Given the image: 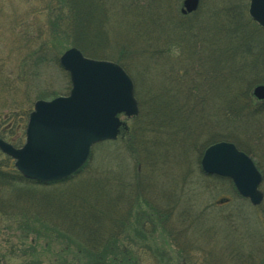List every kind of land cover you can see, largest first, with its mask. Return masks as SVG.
I'll list each match as a JSON object with an SVG mask.
<instances>
[{"label": "rangeland", "instance_id": "374dc122", "mask_svg": "<svg viewBox=\"0 0 264 264\" xmlns=\"http://www.w3.org/2000/svg\"><path fill=\"white\" fill-rule=\"evenodd\" d=\"M158 1L152 3L158 6ZM181 1L163 0L162 9L155 7L162 17L158 24L176 21ZM93 2L77 0L75 6L79 4L80 13L84 15L92 9ZM111 2L107 6L108 17L103 20L101 15L100 24L98 20L91 23L87 34L92 36L98 27L107 33L108 39L119 38L127 43L131 40L135 44L129 50L133 54L131 58L123 56L118 62L106 60L124 66L132 78L139 113L133 117L119 114L125 123L119 138L96 146L98 149L94 147L92 162L101 173L112 170L116 180L110 186L112 195L107 203L113 210L109 208V212L117 211L129 194L133 197V207L149 214V220L142 227H137V234L129 230L126 236L121 237V243L128 244L127 238L130 241L134 264H185L180 256L181 246L191 251L189 255L198 264H258L262 258L257 256L264 252V99L253 96L252 88L264 84V29L249 16V0H199L195 15L181 14V20H190V26H193L194 34L189 37L193 44L187 40L188 35L183 42L180 41L181 36H176L172 41L176 44H166L167 40L162 39L148 49V58L156 62L154 64L146 59L147 56L138 58L139 54H134L135 48L146 47L142 41L144 35L151 42L155 31L148 27L152 31L146 32V25L130 21L133 13L129 8L144 6L146 0ZM41 6L40 0H0L5 19L1 22L6 23V18L14 15L30 17L32 11L40 10ZM89 12L94 15L93 10ZM36 16L38 23L44 21L41 12ZM135 18L142 21L138 16ZM234 32L239 33L238 38L233 36ZM11 41L3 37V42H0V127L7 128L3 139L14 141L17 147L24 140V114L32 108V95H36L42 86L49 92L64 94L70 83L68 73L61 66L54 65L44 70L39 86L34 85V79H29L27 91L25 83L14 85L19 69L17 60H12L7 51ZM70 46L75 45L66 48ZM190 49L195 53L191 54ZM172 66L177 70L171 71ZM175 78L178 83H175ZM181 81L188 89L192 88L190 81H193L196 86L202 85L201 90H204L203 104L197 107L200 109L198 112L192 114H201V131L196 133L191 128L196 138L195 141L191 139V145L195 142L196 147L202 148L216 137L214 142L229 141L238 149L248 151L244 152L262 175L258 188L263 199L259 205L251 204L232 191L228 178L217 180L212 178L216 174L201 170L200 159L197 163L194 154H184L189 140L183 139V129L180 138H169L174 131L167 124L173 125L181 118V107L175 108L170 90L177 84L181 88ZM153 105L157 107L155 113ZM161 106L163 110H160ZM172 109L177 112L172 114ZM161 123L167 125L163 131H149ZM131 129L132 134L136 131L140 136L136 138L139 142L128 153L122 140L123 136L128 138L126 135L131 133ZM5 156L0 151V161ZM10 163L13 164V160ZM6 166L4 169H9ZM105 173L102 176H106ZM118 184L129 185L127 194L120 193ZM19 224L0 212V264H61L75 256L73 245L62 248L63 238L53 237L46 242L47 236L43 240L32 234L25 236V229ZM30 244L35 251L31 252Z\"/></svg>", "mask_w": 264, "mask_h": 264}, {"label": "trees", "instance_id": "16d2710c", "mask_svg": "<svg viewBox=\"0 0 264 264\" xmlns=\"http://www.w3.org/2000/svg\"><path fill=\"white\" fill-rule=\"evenodd\" d=\"M40 1L42 2L41 9L33 10L30 17L25 16L24 18L23 16L14 15L9 18L7 17L6 23L1 22L5 21V19L2 16L3 11L0 8V42H3V37H6L7 41L13 40L10 42L7 51L11 55L12 60H17V67L19 69L16 76L17 79H14V85L25 83L24 87L27 91L29 79H34V85L39 86L46 68L54 65L61 68L58 58L63 49L68 45H75L85 56L91 58L111 59L118 62V60L120 61L124 57L131 58L133 56L129 50L135 44L131 40L127 39L129 41L127 43L121 42L122 40L119 38L113 40L108 39L107 33L98 27H96L92 36H88L87 34L91 23L98 20L100 24L101 15L103 16V20L105 17H108L107 6L112 3V0H94L93 7L90 9L94 11V15H91L92 12L90 13V10L86 11L84 15L81 14L79 4L78 7L75 6L77 0ZM152 2L151 0H146L144 6L138 5L137 7L142 8L141 10H137V7L132 6L129 8L133 13V18L130 21L138 24L142 23L144 26L146 25L144 27L146 32L152 31H149L148 27L149 29H155L152 33V43L144 35L145 39L143 38L142 41H144L146 47L143 49L135 48L136 52H134V54H139L137 56L138 58L147 56L146 59H149V62L152 60L148 58L147 54L148 49L152 48V45L159 43L162 39L167 40L166 44L173 43L172 41H175L176 36H181L180 41L183 42L185 35H188V37L186 36L187 40H189V43H192L189 37L194 34L192 33L193 26H190L189 23L190 20H181L180 11L177 15L178 17L175 19L176 21L173 22L171 20L169 23L158 24L162 17H160L158 9L154 8L158 7L162 9L163 0L158 1V6H155ZM171 10H173V6ZM39 12L44 16L42 23L36 21V15ZM190 15H195V13ZM239 15H241L240 12ZM137 16L142 18V21L136 19L135 17ZM89 17L91 22L89 21ZM237 17L240 18L239 16ZM128 31L127 29L126 32ZM233 36L238 38L239 33L234 32ZM181 48L184 49L183 47ZM112 51L117 53V56ZM190 51L191 54L195 53L192 49ZM151 63L154 64L156 62L152 61ZM170 70H177V68L174 69V66H172ZM178 81L175 78V83H178ZM190 83L192 84V88L190 89L183 86L181 81V88L177 87V84L170 90L172 93L170 98L174 100L173 104L176 106L175 108L181 107V118L173 122V125L171 123L167 125L169 129L174 131V134L169 136V138H180L179 134L181 133L182 135L181 129L184 130V136L182 137L184 140H189L187 148L190 147V150L185 149L184 154H194L198 163L205 147L211 144V142H214L216 137L211 138L202 148L196 147L195 142L191 145V139L193 141L196 139L193 137L195 132L199 133L201 131L202 124H199L202 118L201 114H192L200 110L197 107L203 104L204 90H201L202 85L199 84L196 86L193 81H190ZM34 85L31 84L30 86L34 88ZM67 88L69 89V87ZM25 94L27 95V92ZM57 94L59 93L56 91L49 92L42 86L36 95H32V99L34 102L37 99L51 98ZM163 106L165 107L166 105L164 104ZM163 106H161L162 108L160 110L164 109ZM29 111L24 114L25 124ZM155 111L157 112V107L153 110L154 113ZM171 111L172 114L177 112L175 109ZM190 116H193L191 121L189 120ZM25 124H23V128ZM167 125L161 123L157 127H151L149 131L154 132L153 130L155 129L163 131ZM191 128H194V133L191 132ZM6 132L7 128L0 127V137L5 139L4 134ZM139 132H141L140 128ZM168 132L166 129L165 133L168 134ZM136 133V131H133L132 134L131 129V133H127L126 135L129 138H127L128 140L123 136L122 142H124V147L127 148L126 151L128 153L139 142V139L136 140V138L140 135ZM10 142L15 145L14 141ZM104 142L108 143L111 141L106 140L94 144L90 150L89 160L73 174L66 178L50 182H37L25 178L10 163L12 160L8 156H5L0 161V212L5 213L6 217L11 218L13 221L17 220L18 224L21 223L22 225L19 224V227L25 229V236L32 234L36 239L41 240L47 236L49 239L47 238L46 242L50 241L53 237L56 239L61 237L65 240L63 249L73 245L75 248V256H72L70 260L62 261L61 264H134L132 262L135 260L130 247L131 243L127 238L128 244L123 245L121 243V237L126 236V233L130 232L129 230L137 234V227H142L149 220V214H146L140 208H134V203L131 201L133 197L129 194L123 205L118 208L119 211L109 212V208L111 207L107 201L109 196L112 195L110 186H113L116 180L113 178L112 170L109 173L103 172L106 176H102L103 173L92 162L93 148L98 149L96 146ZM242 150L249 153L245 149ZM184 154H182V157ZM3 161L6 162L3 163ZM7 162L9 163L8 166H6ZM91 162L92 164H90ZM5 166L9 167V169H4ZM89 167L92 170L90 169L89 171ZM212 178L220 180L223 177L213 175ZM228 181L230 188L235 192L231 181ZM129 188V185L118 184L117 189L120 193L123 191L127 194ZM111 209L113 210V208ZM141 235L144 236V234ZM141 235L138 234L140 237ZM145 247H139V249H145ZM29 248L31 252L36 250L31 244ZM190 252V250H185L184 246H181L180 256L186 262L185 264H198L189 255ZM134 257L138 258V255H134ZM257 257L259 259L262 258L258 264H264V252Z\"/></svg>", "mask_w": 264, "mask_h": 264}, {"label": "water", "instance_id": "95a60500", "mask_svg": "<svg viewBox=\"0 0 264 264\" xmlns=\"http://www.w3.org/2000/svg\"><path fill=\"white\" fill-rule=\"evenodd\" d=\"M198 3L182 0L180 11H194ZM248 14L264 28V0H249ZM59 64L69 75L68 93L34 102L21 146L0 138V150L13 158L21 175L37 182L73 174L88 160L94 143L116 138L124 124L119 114L130 117L138 113L132 80L119 64L87 57L75 46L61 53ZM252 94L263 99L264 84L254 86ZM200 166L207 174L230 178L237 193L251 204L261 202V173L232 142L208 145Z\"/></svg>", "mask_w": 264, "mask_h": 264}, {"label": "flooded vegetation", "instance_id": "af4514ba", "mask_svg": "<svg viewBox=\"0 0 264 264\" xmlns=\"http://www.w3.org/2000/svg\"><path fill=\"white\" fill-rule=\"evenodd\" d=\"M195 11H196V9L194 11L188 12L187 14L190 15V14L194 13ZM183 15H185V14H183Z\"/></svg>", "mask_w": 264, "mask_h": 264}]
</instances>
